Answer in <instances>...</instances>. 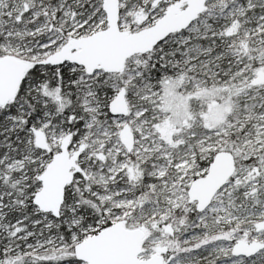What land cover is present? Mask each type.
Segmentation results:
<instances>
[{
  "label": "snow or ice",
  "instance_id": "snow-or-ice-1",
  "mask_svg": "<svg viewBox=\"0 0 264 264\" xmlns=\"http://www.w3.org/2000/svg\"><path fill=\"white\" fill-rule=\"evenodd\" d=\"M0 264H264V0H0Z\"/></svg>",
  "mask_w": 264,
  "mask_h": 264
}]
</instances>
